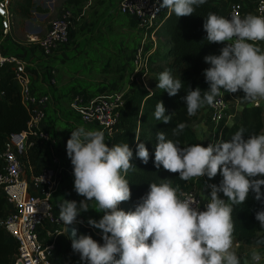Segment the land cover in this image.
Returning <instances> with one entry per match:
<instances>
[{
  "label": "clouds",
  "instance_id": "1",
  "mask_svg": "<svg viewBox=\"0 0 264 264\" xmlns=\"http://www.w3.org/2000/svg\"><path fill=\"white\" fill-rule=\"evenodd\" d=\"M159 9H167L177 18L190 16L207 0H157ZM206 41L222 45L219 54L203 57L209 66L203 70L208 90L188 88L183 97L186 111L194 116L204 106H212L216 98L227 92H243L242 99L259 104L264 101V16L239 12L228 17L209 12L204 17ZM156 88L175 96L183 87L180 78L164 70L157 76ZM223 90V91H222ZM161 101L155 106L154 118L169 124L171 114ZM188 125L178 123L173 135ZM199 127V126H198ZM240 127L230 139L216 138L207 146L200 143L181 146L168 139L165 132L156 133L154 166L178 174L182 181L218 174L219 184L204 182V202L193 194L174 187L171 181L151 182L149 190L139 198L134 210L124 211L119 205L131 198L129 181L133 152L127 143L105 142L102 130L84 125L71 130L66 141L73 190L84 199L58 203L59 219L66 226L72 252L80 264H241L234 251L235 225L233 206L243 204L249 193L261 204L255 219L264 229V133L245 135ZM136 156L147 164L149 152L135 137ZM223 194V199L220 194ZM95 204L101 217L88 218L87 225L100 231L102 243L91 235L80 234L75 227L81 213ZM257 239L251 249V261L262 259Z\"/></svg>",
  "mask_w": 264,
  "mask_h": 264
},
{
  "label": "trees",
  "instance_id": "2",
  "mask_svg": "<svg viewBox=\"0 0 264 264\" xmlns=\"http://www.w3.org/2000/svg\"><path fill=\"white\" fill-rule=\"evenodd\" d=\"M33 0H17L11 4L10 8L13 14L26 16L29 14L33 6ZM86 0H65L66 4H72L76 7L82 5ZM223 8L218 0H207V3L195 9L190 16L177 18L175 14H170L167 9H160L158 18L159 27L156 30L158 36H165L167 41L162 49L158 48L153 57L159 61L165 62L167 70L171 72L174 78H180L183 81L182 89L175 96H169L167 92L152 88L148 90L141 84L133 83L125 95L123 103L118 107V115L112 126L111 134L105 135V142L111 147L116 143H127L133 152L131 163L135 166L134 170H130L126 179L129 181L131 189V198L127 202L119 205V209L124 211L134 210L139 198L149 190L151 182L159 183L163 179L171 181L174 187L180 190H186L196 186L204 187V182L219 184L222 177L218 174L215 178L209 180L206 176L194 178L190 181H182L178 174L170 173L161 166L157 169L154 166V150L156 144V133L165 132L168 139L178 141L181 146L188 144L200 143L207 146L200 139L194 127L193 121L197 113L204 109L202 107L194 116H189L186 111V105L183 97L186 95L188 88L195 89L199 87L202 91L208 90V84L203 76V70L209 65L204 62L203 57L208 54H218L222 45L208 43L205 39L206 32L203 29L204 17L209 12L223 16ZM159 49V51H158ZM161 50V51H160ZM118 71L124 69L123 64L115 62ZM109 66H104V71ZM7 64L2 68L0 76V90L4 91V95L0 97V145L3 143L5 136L12 132H19L25 128L27 121V112L19 100V96L15 93V86L12 82V71ZM132 71V70H131ZM175 75V76H174ZM114 85L113 83L109 86ZM115 89L110 88V90ZM81 93L89 92V90L81 89ZM80 92V91H79ZM102 93H92L90 96H97ZM85 95V94H84ZM243 95V93H242ZM88 98V96H85ZM161 101L165 107V114H171L172 120L169 124L156 120L154 118L155 106ZM77 118L78 116L69 109ZM79 119V118H78ZM185 122L188 126L179 135H173V128L180 123ZM205 124H209L212 129L213 125L205 114ZM60 120L56 114L46 113L44 121V129L50 131L49 141H35L28 145L26 154L22 157L26 167L30 166L37 171V162L42 154L45 146L53 149L58 157L63 170L59 174L60 185L58 189L52 193L50 202L55 212H59L58 203L61 197L67 200H76L79 202L84 199L77 195L73 190V175L70 160L66 156V141L70 137L71 130L80 126L79 124L64 122L63 126L58 130ZM240 127L246 129L245 135L259 134L263 130V109L261 106H255L249 102L241 105L239 114L231 121L225 122L221 120L217 126V133L213 137L230 139L232 134ZM93 129H96L93 127ZM135 137H139L149 152V160L144 164L136 156ZM2 170V162L0 160V171ZM264 192V186L261 189ZM226 199V197H223ZM7 208L5 198L0 194V214ZM95 204L90 205V210L81 213L79 216L84 224L87 225V219H99L101 213L95 210ZM261 208V204L253 198V193H249L247 200L240 205L233 206L232 218L235 225L234 240L238 243H248L255 245V241L264 238V229H261L259 222L255 219V212ZM80 234L91 235L93 239L102 243L100 231L97 229H80ZM260 250H264V245L259 246ZM17 253V243L4 234L0 228V264H10L13 257ZM78 254L68 249L67 243L63 240L62 235L56 237V243L53 248V264H80L77 259Z\"/></svg>",
  "mask_w": 264,
  "mask_h": 264
},
{
  "label": "built area",
  "instance_id": "3",
  "mask_svg": "<svg viewBox=\"0 0 264 264\" xmlns=\"http://www.w3.org/2000/svg\"><path fill=\"white\" fill-rule=\"evenodd\" d=\"M12 1L0 0V76L2 68L8 64L12 71L15 93L18 94L28 117L25 128L7 134L0 145V194L7 204V208L0 214V228L7 238L17 243V253L10 264H53L56 237L65 234V225L59 219V212L54 211L50 197L60 185L59 174L64 168L53 149L49 164L40 166L37 171L30 166L26 167L22 159L28 145L35 141L50 140V131L44 129L43 124L52 99L48 93H36L32 89L30 63L24 55L8 54L3 50L2 43L11 35L14 25V14L10 8ZM157 8V0H118L117 10L131 18L136 30L142 34L132 55V81L141 79L144 83V77L150 71V58L158 46L156 30L159 27L160 9L157 11ZM235 12L243 15L241 5L232 2L223 16L228 17ZM254 15L264 16V0L255 2ZM76 19L77 14L71 7H63L58 14L49 18L44 30L27 33L24 42L35 45L42 57H50L67 44L70 28ZM259 46L264 49V42H259ZM46 79V87L55 85L53 68L46 71ZM126 92L113 91L91 98H86L81 92H73L69 107L81 123L94 126L109 136L118 115L117 109L123 103ZM3 95L4 91L0 90V97ZM252 104L264 109L262 102L258 105ZM228 109L226 92L217 97L212 106H205L206 116L213 125V137L221 120L229 122L233 119L234 113H228ZM213 140L214 138L211 141ZM183 191L193 194L203 204L204 195L196 186ZM220 197L223 198V195ZM79 224L89 228L84 223ZM259 252L262 256L259 264H264V250ZM249 264H254L251 256Z\"/></svg>",
  "mask_w": 264,
  "mask_h": 264
},
{
  "label": "crops",
  "instance_id": "4",
  "mask_svg": "<svg viewBox=\"0 0 264 264\" xmlns=\"http://www.w3.org/2000/svg\"><path fill=\"white\" fill-rule=\"evenodd\" d=\"M16 1L17 0H13L12 4L15 3ZM56 1L57 0H33L32 1L33 6L31 7L28 15L23 16V15H19L18 13L14 14V25L12 26L11 35L2 43L4 52L8 54L18 53L20 55H24V57L29 61L30 63L29 71L31 74V87L36 93H46V92L48 93L50 91H53L55 93V96L57 94V98H58V97H62V95L64 96V92L67 90L66 95L70 99V95L73 92H79V91L82 92L81 89L87 88V90H89L87 94L84 93L85 96H88V98L94 97V96H90L92 93L99 94L100 92H105L104 85L101 87H98L100 86L99 83H102L100 81L103 80L106 86H108V89L111 88L109 86L111 82L109 83V81H106L104 78L100 79L98 77H94L91 74L97 73V75H100L102 73L111 74L114 72H119L116 69V67H114L113 69H110V66H109L108 69L104 71V65L99 68L97 67L94 68L93 64L91 63L89 64L85 62V64H87V68H86L85 64L80 63L79 57L77 56V54L73 53L74 50L67 47V44L61 46L50 57L44 58L42 57V55L40 54V51L35 45L26 44L24 42L27 33L39 31V30L42 31L45 29V27H47L48 20L50 18L49 16L50 13L48 12V8L53 9ZM256 1L257 0H218L219 4L223 8L222 10L223 13L232 2H237L241 5L243 14H246V13L254 14V6H255ZM117 4H118V1L116 5L114 6L113 4L110 3L111 9H109L106 14H103V18H106V25H103L99 29V27H95L96 26L95 24L98 18L95 17L93 21L89 19L91 22L87 19V15L89 11L87 7L88 2L85 1L82 5H79L75 9L77 10L76 11L77 20L73 21V24L70 28V35L77 27L79 30L81 29V27H83L86 30V33L84 35H137L138 40L140 41L142 34L138 30H136L134 26V22L131 18H129L126 15L121 14L117 10ZM66 6L69 7L66 4L65 0H59L58 5L56 6L57 10H56L55 15L58 14L61 11V9ZM104 6H105V2L103 3L102 7ZM116 10L119 12V14L122 15L121 17H117L116 15H113V13ZM55 15H52V16H55ZM21 22L23 26H20ZM17 30L20 32L19 35H17V32H18ZM157 39L158 40L164 39L165 42L167 41V38L165 36L157 35ZM162 46L158 45V48L162 49L161 48ZM153 55L150 58V62H149V67H150L149 72H151V61H152L151 59L152 58L154 59ZM50 68H53L55 70L56 83L53 86L46 87L45 86V81L47 80L46 71ZM149 72L148 74H150ZM146 88L148 90H151L150 87L147 86V84H146ZM128 90L129 89H127L126 91L128 92ZM57 98L53 99L51 97L53 104H55V101L57 103V100H56ZM244 102H247V101L244 100L241 103H238V101H236L234 107L232 109L230 108V110H228V113L233 112L234 117H236L239 114L241 105ZM260 102H262V104L264 105V101H260ZM205 114H206L205 108L200 110L197 113L196 118L192 123V126L194 127V129L196 130L198 134V139H200L204 144L207 145L213 139L214 131L212 130L213 127L212 129H210L209 124H205L204 122ZM262 133H264V109H263ZM52 153H53L52 148H50L49 146H45L42 151V154L40 155V158L37 162L36 167L49 164ZM205 191L206 190L204 187H201L199 189V192L202 195L205 194ZM221 195L223 194L221 193L220 196ZM78 220H81V218L78 217ZM76 226L78 227L79 230L86 229L83 226H81L79 223L76 224ZM61 235H62L63 240L67 243L68 249L72 250L71 243L68 240L66 234H61ZM237 247H238V242L234 246V251H236ZM258 250H260L259 247H258ZM77 259H79V256Z\"/></svg>",
  "mask_w": 264,
  "mask_h": 264
},
{
  "label": "rangeland",
  "instance_id": "5",
  "mask_svg": "<svg viewBox=\"0 0 264 264\" xmlns=\"http://www.w3.org/2000/svg\"><path fill=\"white\" fill-rule=\"evenodd\" d=\"M86 1L88 2L87 7L89 11L87 15V19L88 20L91 19L93 21L95 17L98 18L95 27H99L100 29L103 25H106V18H103V14H106L108 10L111 9L110 3L113 4L114 6L116 5L118 0H86ZM104 2H105V6L102 7ZM58 3L59 0L55 2L53 9L48 8L50 17L52 15H55L57 10L56 6L58 5ZM67 5L71 7L75 12L77 11L75 10L77 8L76 6L72 4H67ZM113 15H116L117 17L122 16L121 14H119L117 10L113 13ZM20 26H23L22 22ZM85 33L86 30L83 27H81L80 30L77 27L70 35V39L67 42V47L74 50L73 53L77 54L81 64H85V62H87L89 64L90 63L93 64L94 68L95 67L99 68L104 65V66H110V69H113L116 66L115 62L118 61V63H121L124 66V69L120 70L119 72H114L111 74H106V73L104 74L102 73L100 75H97V73L91 74L94 77H98L100 79L104 78L106 81H109V83L111 82L114 84L110 87L111 88L114 87L115 89L110 90L108 89V86H106L103 80L100 81L102 83H99L100 86L98 87H101L103 85L105 87L104 89L105 92H100V93H109L113 91L126 92V90L129 89L133 83L141 84L144 87L147 84V86H149L150 89L155 88L158 83L157 81L158 74L164 70H167V67L163 61H158L157 59L152 58L151 72H149L150 74H147V77L146 76L144 77V83L141 79L138 81L137 80L132 81L130 80V73L133 68L131 61H132L133 52L137 47L139 41L137 35H84ZM19 34L20 32L18 31L17 35ZM164 43H165L164 39L158 40L159 46H162ZM85 67L87 68V64H85ZM66 92L67 90L64 92V96L62 95V97H58V98H57V94L55 96V93L53 91L48 92L50 97H52L53 99L57 98L56 99L57 103L55 101V104L52 103L50 104V106L47 107V113L50 115L56 114L58 116L60 120L58 130H60L64 122L84 125L89 129H93L91 125H85L81 123L80 120L73 113L69 112L70 100L69 97L66 95L67 94ZM242 93H243L242 91L237 92L235 94H230L226 92V98L229 104L228 110L234 107L236 101H238V103L244 101L242 99L243 96ZM236 243L237 242L234 240V246L236 245ZM253 246L254 245L248 243H238L236 252L241 257L242 264H249V257L251 256L250 253Z\"/></svg>",
  "mask_w": 264,
  "mask_h": 264
},
{
  "label": "water",
  "instance_id": "6",
  "mask_svg": "<svg viewBox=\"0 0 264 264\" xmlns=\"http://www.w3.org/2000/svg\"><path fill=\"white\" fill-rule=\"evenodd\" d=\"M75 227L78 229V227L75 225ZM78 231H79V229H78ZM65 234H66V236H67V232H66V226H65ZM69 240V239H68ZM70 241V240H69ZM70 243H71V241H70Z\"/></svg>",
  "mask_w": 264,
  "mask_h": 264
}]
</instances>
